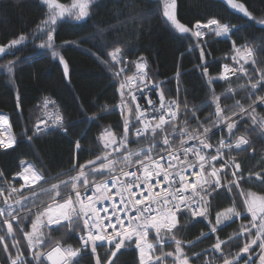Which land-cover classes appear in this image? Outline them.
Instances as JSON below:
<instances>
[{
    "label": "trees",
    "instance_id": "1",
    "mask_svg": "<svg viewBox=\"0 0 264 264\" xmlns=\"http://www.w3.org/2000/svg\"><path fill=\"white\" fill-rule=\"evenodd\" d=\"M56 1L64 5L72 2ZM175 1L179 22L191 31L197 22L204 23L211 19L234 26V31L223 40L213 37L198 40L203 49L202 59L201 50L196 49V40L177 31L164 17L160 0H92L89 16L85 20L75 21L65 17L53 26L54 48L69 67V75L65 77L59 58H54L51 50L39 47L46 42L47 35L46 31H37V26L48 19L50 12L44 0H0V45H7L21 35L26 37L20 45L0 54V113L9 116L17 140L13 147L0 150V175L18 184L13 177L23 162H31L45 179L35 186V190L22 191L23 194H35L43 188L47 190L43 195H37L32 203L25 204L24 209H32L38 203L53 198L49 193L52 184L69 180L77 174L79 165L95 160L102 152L99 136L104 131L110 129L115 135H122L125 111H121V108L124 100L129 101V98L120 85L123 84L124 75L132 74L139 60L146 62L150 76L161 84L165 99L177 104L176 134L171 138V144L180 142L181 129L199 135L203 127L215 124L211 128L214 130L224 122L217 120L214 96L220 97L219 103L224 109L222 115L231 116V119L236 116L232 112L239 113L236 101L249 112L254 107L252 115L258 121L264 118V104H255L256 96H264V89H251V83L257 82L264 74V26L257 23L264 19V0H237L255 19L231 10L223 0ZM233 42L238 48L253 49L252 58L244 66L249 82L242 76L233 78L230 83L211 80L220 73L222 63H233L230 59ZM116 47L122 52L119 62L111 61L110 53ZM124 59H128V63H124ZM9 62H14L12 73L7 70ZM122 64L129 67L128 72L117 75V68ZM205 67L208 69L207 75L203 71ZM209 80L212 82L209 83ZM240 84H244V88ZM121 92H124L123 98ZM44 97L57 102L65 118L67 134L55 130L38 134L34 130L40 117L39 102ZM130 120L134 122V118ZM234 120L238 123L232 135L224 127L213 132L210 139L218 142L222 138L235 140L245 136L249 140L248 145L234 148L226 156H234L240 165L238 176L243 178L238 183L244 196L247 197L250 192L264 195V182L256 175L259 173L260 177H264V132L260 131L258 125H253L247 115L243 118L238 115ZM186 137L183 139H188ZM77 141L81 145L79 150L76 149ZM149 146L146 139L130 140L127 145L129 150L135 151ZM162 147L165 146L159 143L153 154L159 153ZM222 180V187L205 194L207 217L194 218L185 212L178 217L179 231L173 230L176 238L181 240L183 253L190 264H204L207 259L213 264L218 257L232 259L234 253H240L238 247L249 239L246 233L238 240L235 238L242 226L249 225L251 221L245 214L243 193L229 183L232 178L228 174H224ZM70 191V185L68 188L61 186V195ZM233 207L241 212L240 218L217 227V231L212 233L209 221L215 224L216 215ZM38 212H30L24 219V231H31V223ZM13 229L11 238L5 225L0 224V236L4 237L0 242V264H10L9 255L14 258L18 254V249L12 246L13 240L18 241L17 248L23 253V258L31 260L23 233L18 225L13 224ZM45 233L52 241H59L62 247H79V231L73 233L67 227L55 226ZM252 234L255 235L254 231ZM151 238L155 240V237ZM218 240L227 243L221 244L222 254H213L211 250ZM5 244L8 245L7 252L4 251ZM165 244L163 253L173 252L175 255L174 242ZM51 246L46 242L41 250L49 251ZM157 246L159 249H156V253L160 255L161 246ZM108 249L114 250L106 244L103 247L98 244L97 255L104 258L109 254ZM254 250L255 253L259 252L257 245ZM243 258L241 256V262L245 261ZM112 259L114 264H140L133 244L122 248ZM173 259L164 256V264H173ZM45 264L48 263L45 261ZM73 264H95L91 249L83 251L73 260Z\"/></svg>",
    "mask_w": 264,
    "mask_h": 264
},
{
    "label": "snow or ice",
    "instance_id": "2",
    "mask_svg": "<svg viewBox=\"0 0 264 264\" xmlns=\"http://www.w3.org/2000/svg\"><path fill=\"white\" fill-rule=\"evenodd\" d=\"M44 3L48 6L50 12L48 19L43 21L42 25L37 26V31H46L47 40L39 47L51 50L52 56L59 58V62L63 65V73L65 77H68V64L54 48L53 26L57 24L58 18L69 17L75 21L84 20L89 16L92 0H72L70 5L59 4L56 0H44ZM227 3L232 9L242 13L243 16L255 19L243 3L237 4L233 0H227ZM164 16L180 33L191 31L177 20L175 0H171L170 6H165ZM257 23L264 25V19L257 21ZM202 29H209L216 37H228L234 31V26L221 24L216 19H211L203 25L197 22L196 31L192 32V35L199 41H202L205 35ZM25 40L26 37L21 35L19 38L11 40L7 45H0V54L10 51ZM233 48L237 53L233 60L238 64L241 59L244 60V63H248V60L253 56V49L250 47L245 48V55L240 54V48L236 47L235 42H233ZM118 54L122 55V52L119 47H116L110 53L113 61L117 60ZM201 58L203 59V49H201ZM146 67L145 62L136 65L140 83L135 85L134 90L128 91L127 94L131 98L130 102L137 101V92L141 98L147 99L144 93V89L148 88V84L144 83L147 75ZM13 69L14 62H9L7 66L8 72L12 73ZM203 71L207 75L208 69L206 67ZM237 71L247 74L243 64L240 65L239 69L231 70L225 65V72L221 74L219 79L227 80L229 74L235 75ZM127 80L130 84L135 83L133 77H128ZM211 82L209 80V83ZM120 87L124 89L125 84H121ZM241 87L244 86L242 85ZM258 87L264 89V74L260 76L257 82L251 83L252 90ZM157 95L159 96L158 106L152 99H147V104L151 106V112L140 103H135L134 121H137L138 125L133 120L125 118L124 132L119 140L110 131H105V135L111 139L104 142L103 156H97L96 160H89L86 165H79V171L75 176H71L69 180H62L59 184H52L49 193L53 195L54 200L55 197H60L62 201H56L55 215H47V220L44 221L42 217L46 215V212H38L35 220L31 223V231L28 232L24 231L22 224L30 213V209L25 210V216L20 217L19 213L14 214L15 210L10 204L7 206V216H5V209L0 208V217H4L0 224L7 226L8 235H14L13 224L8 217H11V220L19 218L18 228L27 240V249L31 256V260L22 258L23 253H20L18 249V254L14 258L11 254L9 255L10 264H45V261L50 262V264H73V260L81 255L82 250H86L89 247L91 248V253L95 256V264H102V260L103 264H114L112 258L116 257L117 252L122 248L130 247L132 244L139 250L140 264H164V256L174 257L173 264H189V258L183 253L182 242L176 238L173 230L179 231L177 227L179 223L178 217L185 212L190 213L192 217H207V207L201 210V207L206 206L208 203L205 199V194L222 187L220 173L227 166V162H225L224 165L217 168L212 162L221 160L223 158L222 150L225 148L231 149L233 145L226 143L224 139H220L218 142L219 146L215 149V155H207L204 150L213 148V144L208 142V134L215 124L203 127L202 133L199 135L181 129L179 132L183 156V159H181V153L173 150L171 146V138L176 134L175 121L177 112L173 108L175 102L169 101L166 103L162 91L157 93ZM123 96L124 92H121V97L123 98ZM213 99L216 103L215 113L217 120L225 121L227 131L229 135H232L233 130L237 128L238 121L232 120L231 116L222 115L224 109L220 106V97L214 96ZM256 101L264 104V96H256ZM256 101H253V103ZM130 102L125 101V106ZM50 103L54 102L45 99L44 107L47 108ZM236 106L239 107V113L232 112V115H239L241 118L245 115L249 116L252 124L258 125L260 131L264 132V118L258 121L256 116L252 115L255 112L254 107L249 112L248 109L240 105L239 101H236ZM153 113L158 115H153ZM0 123L6 125L7 117L0 115ZM41 124L45 125V129H41ZM53 126L64 128L63 117L57 115L53 121ZM166 126H169L171 131ZM47 127V121H40L36 125V132L46 130ZM130 127L135 129L134 134L137 140L146 139L149 141L150 146L147 151L128 149ZM64 131L67 132V129L64 128ZM2 135L3 133L0 132V136ZM185 135L190 140H197L198 146L184 147L188 142L183 139ZM15 142V137L9 136L7 141L0 139V147L11 148ZM159 143H162L165 147L160 148V152L154 155L153 150ZM248 144L249 140L245 136H240L236 140L234 147L240 149L242 145ZM80 147L81 145L77 141L76 149L79 150ZM121 149H124L126 154L121 153ZM112 153H119L123 157L122 161L110 158ZM190 155L195 159H189ZM97 161H100V163L97 164ZM162 161L163 163H161ZM117 162L123 163L126 168L134 167L135 170L125 171L122 168L118 175H112L111 173L116 171L114 164ZM74 167L76 166L74 165ZM234 167L235 171L232 172L233 179L229 183L239 187L238 180L243 178L237 175L240 165L237 163ZM31 168V165L25 167L24 172H28ZM197 168L199 169L198 172H189L190 169ZM209 168L211 169L210 171H208ZM186 173L190 176H196L197 179L189 180ZM256 175L261 182H264V177H260L259 173ZM98 176L101 179L97 181L96 177ZM31 177L32 182L45 179L42 173L34 169L31 171ZM24 179L27 180L28 177H24ZM69 185L74 197L68 194L65 198L61 195V186L68 188ZM157 187L160 190L154 191ZM113 188L116 189L115 193L112 192ZM133 189H136V191ZM12 191L15 192L17 189L13 188ZM229 191H231V188H229ZM89 192H91V195L88 194ZM0 194H2V190H0ZM248 195L249 199L245 200V204L247 205V212L251 214V221L249 225L242 226L241 231L236 234L235 238L238 240L246 233L249 240L240 249V253H237L232 259L225 258L224 264H238L241 259V253L249 254L244 264H255L252 258L256 254L253 245H257L259 248V264H264V204L259 207L256 204L257 200L264 201V197H255L254 194ZM115 197L119 199H115ZM24 199L27 200L26 197ZM104 201L111 202V212H109L108 206L96 207L97 204H103ZM16 203L24 209L21 201H16ZM48 207L51 208V205ZM101 212L104 213L103 216L100 215ZM240 215L241 212L235 207L228 209L223 218L218 214L215 224L209 221L210 231L215 233L217 227L223 221L232 220L233 217H239ZM62 222H67V224L65 225ZM52 225L67 227L73 233L81 232L79 236L80 247L75 249L71 247L62 248L59 241H52L46 233L41 231V228L50 229ZM253 228L256 229L254 236L251 231ZM109 229L111 231H108ZM150 231L155 233V243L150 242L148 239ZM229 239L232 238L230 237ZM3 240L4 237L0 236V242H3ZM46 242L48 245L53 246H51V250L45 252L41 248ZM98 242H100V247H103L106 243L114 250L108 249L109 254L102 258L97 255ZM166 242H174L175 255L173 252L163 253L162 248ZM226 243V241L218 240L213 246V250L221 251V244ZM156 244L161 245L160 255H156ZM12 246L16 247V244ZM4 251H8L7 244L4 245Z\"/></svg>",
    "mask_w": 264,
    "mask_h": 264
},
{
    "label": "rangeland",
    "instance_id": "3",
    "mask_svg": "<svg viewBox=\"0 0 264 264\" xmlns=\"http://www.w3.org/2000/svg\"><path fill=\"white\" fill-rule=\"evenodd\" d=\"M161 2H160V4H162V7H161V12H162V14L164 15V11H165V6L166 5H168V6H170L171 5V0H160ZM229 7H230V9L231 10H233V11H235V12H237V13H239V11L238 10H234V9H232L231 8V6L227 3V0H223ZM57 2V1H56ZM233 2L234 3H237V4H240V2H238L237 0H233ZM58 3V2H57ZM169 10H171V9H169ZM239 14H241V13H239ZM175 15H176V1H175ZM242 15V14H241ZM165 17V16H164ZM166 18V17H165ZM176 18H177V15H176ZM60 18H58V20H59ZM86 19V18H85ZM84 19V20H85ZM167 19V18H166ZM177 20H178V18H177ZM179 21V20H178ZM170 22V21H169ZM170 24H171V22H170ZM172 25V24H171ZM173 26V25H172ZM264 26V25H263ZM174 27V26H173ZM175 28V27H174ZM176 29V28H175ZM177 30V29H176ZM178 31V30H177ZM192 32H194V31H190V32H188V33H186V34H188V35H191L195 40H196V49H199V50H201V46H200V43H199V41H198V39L195 37V36H193L192 35ZM183 34H185V33H183ZM211 37H213V38H215L216 36L214 35V34H212L211 35ZM193 48H191V50H192ZM241 54V53H240ZM241 55H243V54H241ZM238 59H239V57H238ZM111 61H113V60H111ZM204 63H207V61H204ZM240 63H242V61H240ZM128 68L129 67H126L124 64H122L120 67H118L117 69H118V73H117V75H124V74H126L127 72H128ZM121 69H123V71H121ZM245 69V68H244ZM221 72V71H220ZM241 73V72H240ZM245 73V72H244ZM246 73H247V71H246ZM128 76L129 75H127V76H125L124 75V79H127L128 78ZM219 77H220V73L218 74V75H216V76H213V77H211L210 79L211 80H213V81H220V82H228V83H230V81H223L222 79H219ZM124 79H123V81H124ZM251 79V78H250ZM246 81L247 82H249V77H248V74H247V79H246ZM244 86V84H240V86ZM244 88V87H243ZM129 98V97H128ZM127 101V100H126ZM124 102H125V100H124ZM129 109H131V111H129ZM121 111H125L124 112V114H123V121L125 120V118H128V119H131V118H133V111H132V107H131V105H130V103H128V105L127 106H125V103H124V105H123V107L121 108ZM236 117H238V115H236L235 117H233L232 118V120H234ZM9 124L10 123H8V127H10L9 126ZM224 127H226V122L224 121L223 123H221L219 126H217V127H215L214 128V130L213 129H211V131L210 132H213V131H215V130H218L219 128H224ZM108 131H110L111 133H113L110 129H107ZM0 132H2L3 133V135L1 136L2 137V139L3 140H5V141H7V139L9 138V136H12V137H15L13 134V131L11 130V129H9V128H7V127H5V126H3V123H1L0 124ZM114 134V133H113ZM115 135V134H114ZM122 135H123V133H122ZM121 135V136H122ZM121 136H117V135H115V137H116V139L117 140H119L120 139V137ZM102 137H103V139H102ZM211 137V136H210ZM186 138H188V137H186ZM111 138L110 137H108L107 135H105V131L103 132V134H101L100 136H99V141H100V145H101V147H102V149H101V151L102 152H100V154H99V156H103V145H104V142L106 141V140H110ZM222 139H232V138H222ZM15 141H17L16 140V138H15ZM129 141H130V137H129ZM16 143V142H15ZM214 143H216V142H214ZM1 149L0 150H6V149H3L4 147H0ZM148 149V148H147ZM147 149H144V151H147ZM123 150L124 149H121L120 151H121V153L123 152ZM153 153H154V150H153ZM96 156V155H95ZM98 156V155H97ZM97 156H96V158H97ZM118 157H120L121 159H122V156L119 154V156ZM96 158H95V160H96ZM110 158H112V155H111V157ZM231 158H233V159H235V161H236V158L234 157V156H231ZM105 162H107V161H105ZM100 163V161H97V164H99ZM32 164V163H31ZM31 164H29V163H23L22 165H21V168H20V171H19V173H18V175H17V179H18V185L17 186H19V187H21V189L20 190H17L16 191V193L14 194V197H15V200L16 201H21V204L22 205H25V204H27V203H32L33 202V200L35 199V197L37 196V195H39V194H41V195H43L44 193H46L47 192V190H45L44 188L40 191V192H37V193H35V194H32V193H30V194H27V195H24L23 194V192L24 191H26V190H29V189H36V187H35V183L36 182H32V177H31V171L34 169V170H36ZM29 165H31L32 166V168L28 171V172H24V168L25 167H27V166H29ZM87 170V169H86ZM37 171V170H36ZM38 172V171H37ZM24 177H28V179L27 180H25L24 179ZM90 179H91V177H90ZM23 186V187H22ZM79 187V186H78ZM16 189H18V188H16ZM0 190H2V194H0V208H3V209H5V216H7V206L10 204V205H12L13 207V209L15 210L14 211V214H16V213H19L20 214V216L21 217H23V216H25V210H27V209H22L21 208V205H18L16 202L14 203V201H13V197H12V195L10 194V190L7 188V187H0ZM23 191V192H22ZM72 191V190H71ZM6 192V193H5ZM249 194H254L255 195V197H264V195H260V194H257V193H255V192H250ZM65 195V194H64ZM63 196V195H62ZM27 198V200H25L24 198ZM56 198H58V197H56ZM55 198V199H56ZM244 198H245V196H244ZM247 199H249V195H247ZM5 201H7V203H5ZM10 201H11V203H10ZM52 201H54V199L53 198H51V199H48V200H45V201H43V202H41V203H38L36 206H38V205H41V204H44V203H48V202H52ZM256 204H257V206L259 207V206H261L262 204H264V201H261V200H257L256 201ZM27 205H25L24 206V208L26 207ZM53 206H51V208H52ZM31 210V209H30ZM48 209H44V211H47ZM228 210V209H227ZM227 210H224V211H222L221 213H219V215L221 216V218H223V215H225L226 213H227ZM30 214H28L27 215V217L29 216ZM2 218V220L4 219V217H1ZM216 218H217V215H216ZM236 218H240V216L239 217H233V219L232 220H234V219H236ZM8 219L12 222V224H15V225H18V223H19V218L17 219V220H11V217H8ZM1 220V221H2ZM232 220H227V221H223V223L221 224V225H219L218 227H220V226H223L224 224H226L227 222H230V221H232ZM215 221H216V219H215ZM55 226H57V225H55ZM54 226V227H55ZM5 227H6V230H7V226L5 225ZM47 229L48 228H41V231L42 232H46L47 231ZM251 231H254V233H256V231H255V228H253ZM30 232V231H29ZM11 238L13 237V235H9ZM155 237V233L154 232H152V234H151V237ZM23 239H24V242H25V245H26V249H27V240L24 238V236H23ZM249 240V239H248ZM248 240L246 241V242H248ZM153 242H155V240H153ZM245 242V243H246ZM245 243H242L239 247H238V249H241L243 246H244V244ZM258 243H259V241H258ZM13 244H16V247H15V249H19V248H17L18 246H19V244H18V241L16 240V242L13 240ZM159 245V244H158ZM166 244H164L163 245V247L165 246ZM161 246V245H160ZM256 245H253V249H254V247H255ZM108 247H111V246H109L108 245ZM42 249V248H41ZM156 249H159L158 248V246L156 247ZM222 249V248H221ZM259 249V248H258ZM211 252H213V254H222L221 253V251H214L213 250V248H212V250H211ZM237 253H234L233 254V257L236 255ZM29 255H30V253H29ZM156 255H157V253H156ZM248 255L249 254H243V253H241V256H243L244 258H243V260H247V258H248ZM256 255V256H255ZM255 255H253V261L255 262V264H259V252H257ZM246 256V257H245ZM23 258V257H22ZM30 258H31V256H30ZM174 258V257H173ZM225 259V258H224ZM224 259H222V258H219L218 257V260H215L214 261V263L213 264H224ZM190 264V263H189ZM212 264V263H211ZM238 264H244V262H241V259L238 261Z\"/></svg>",
    "mask_w": 264,
    "mask_h": 264
},
{
    "label": "built area",
    "instance_id": "4",
    "mask_svg": "<svg viewBox=\"0 0 264 264\" xmlns=\"http://www.w3.org/2000/svg\"><path fill=\"white\" fill-rule=\"evenodd\" d=\"M202 31L205 32V35H206L207 33L211 32L209 29H202ZM221 38H223V37H221ZM132 77H133L135 83H131V84H130V83L127 81L126 88H127L128 91H129V90H134V89H135V85L138 84V83H140V81H139V79H138V76H137V72H136ZM144 83L148 84V88H145L144 91H145V90H149V93H145V96L147 97V99H152L154 102H156V104H157V106H158V104H159V96L157 95V93H159V92L161 91L160 85L157 84V83L152 82L151 79H149L147 75H146V77H145ZM153 86H155V87H153ZM136 95H137V97H138L137 101H136V102H132L134 109H135V103H140L143 107L148 108L149 112H151V106L147 104V99L141 98V97H140V94H139L138 92L136 93ZM165 102L167 103V101H165ZM43 106H44V105H43ZM173 108H174V110H176V112H177V106H176V103L173 104ZM42 109H43V111H44V110H45V107H43ZM153 115H158V114H157V113H153ZM137 125H138V122H137ZM166 127H167V126H166ZM41 129H45V125H42V126H41ZM50 129H51L50 127H47L46 130H41L39 133H46V132H48ZM58 129H61V128H58V127H57V130H58ZM61 131H62V133H65V131H64L63 128H62ZM134 133H135V129H133V136H134L135 139H137ZM210 134H211V133H209L208 136H209ZM0 139H2L1 136H0ZM208 142L211 143V144H213V148H210V149H206V150H204L205 153H206L207 155H215V149H216V147H218L219 145L213 143L210 139H208ZM225 142H226V143H230V144H232L233 147H234L236 141H234V142H230L229 140H226ZM193 145H197V146H198V141H197V140H190V141H188V142L184 145V147H191V146H193ZM233 147H232V148H233ZM172 149L175 150V151H178L179 153H181V159H183V156H182V148L180 147V145L175 146V147H172ZM224 150H228V149L225 148V149H223L222 151H224ZM189 159H195V158L192 157V156L190 155V156H189ZM215 162H216V165H215V166H216L217 168H220L222 165L225 164V162H227V166L224 167V168H223V171L220 173V178H221V180H222V174H224V173H228L229 175L232 176V172L235 171V167H234L235 162H234L233 159H231V158H227V157L224 156V154H223V158H222L221 160H218V161H215ZM161 163H163V161H162ZM206 167H207V166H206ZM120 169H122V168H120ZM120 169H119L118 171L112 173V175H118ZM123 169H124L125 171H132V170H135L134 167H132V168H123ZM210 170H211V169L209 168L208 171H210ZM191 171H197V172H198L199 169H198V168H197V169H190L189 172H191ZM138 174H140V173H138ZM186 175H188V173H186ZM188 178H189V180H196V179H197L196 176H190V175H188ZM122 179H124V178L122 177ZM97 181H98V180H97ZM133 190L136 191V189H133ZM159 190H160L159 187H157L156 189H154V191H159ZM112 192L115 193V192H116V189L113 188V189H112ZM88 194L91 195V192H89ZM162 194H163V193H162ZM145 195H147V193H145ZM186 195H187V194H186ZM115 199H119V198H118V197H115ZM110 205H111V202H110V201H104L103 204H97L96 207H97V208H100V207L108 206V207H109V212H111V207H110ZM203 208H204V206L201 207V210H203ZM100 215L103 216L104 213L101 212ZM108 231H111V229H109Z\"/></svg>",
    "mask_w": 264,
    "mask_h": 264
},
{
    "label": "bare ground",
    "instance_id": "5",
    "mask_svg": "<svg viewBox=\"0 0 264 264\" xmlns=\"http://www.w3.org/2000/svg\"><path fill=\"white\" fill-rule=\"evenodd\" d=\"M223 38H225V37H223ZM144 93H149V90H145L144 91ZM126 95L128 96V94L126 93ZM129 97V99H130V96H128ZM49 98V97H48ZM50 101H52V102H54V103H50L48 106H47V108H45V110L43 111L42 110V105L40 104V102H39V111H40V117H39V119L36 121V123H35V125H34V130L36 131V125L40 122V121H47V124H48V127H50L52 130H55V131H57V127H55V126H53V121L55 120V117L57 116V115H60V116H62L63 117V115H62V113L60 112V110H59V106H58V104H57V102L53 99V98H50ZM165 101H167V102H169L167 99H165ZM170 101H172V100H170ZM175 102V101H174ZM43 124H41L40 125V127L42 126ZM63 125H64V128H66L67 129V127H66V122H65V118L63 117ZM9 126H10V124H9ZM9 128H11V126L9 127ZM63 128V129H64ZM12 130V129H11ZM61 130H62V128H61ZM40 132V131H39ZM39 132H37V133H39ZM68 132V131H67ZM67 132H65V133H63V134H67ZM226 140H229L230 142H234V141H236L237 139H235V140H230V139H225V141ZM235 147H233V148H231V149H228V150H224L223 151V154H224V156H226V153L228 152V151H230V150H232V149H234ZM227 157V156H226ZM214 165H216V162L214 161V162H212ZM120 168H126L124 165H123V163L120 165V166H118L117 168H116V170H119ZM19 173V172H18ZM18 173L13 177V180L16 182V183H18L17 181H18V179H17V175H18ZM222 179H223V177H222ZM18 184H14L13 182H9L8 180L7 181H5L4 183H2V184H0V187H7L10 191H12V189L13 188H18L17 190H20L21 189V187H19V186H17ZM13 192V191H12ZM16 192V191H15ZM6 193V192H5ZM74 197V196H73ZM243 198H244V195H243ZM79 236H80V234H79ZM79 236H78V240H79Z\"/></svg>",
    "mask_w": 264,
    "mask_h": 264
},
{
    "label": "water",
    "instance_id": "6",
    "mask_svg": "<svg viewBox=\"0 0 264 264\" xmlns=\"http://www.w3.org/2000/svg\"><path fill=\"white\" fill-rule=\"evenodd\" d=\"M238 173H240V169H239V172ZM47 262V261H46ZM48 264H50V262H47Z\"/></svg>",
    "mask_w": 264,
    "mask_h": 264
}]
</instances>
